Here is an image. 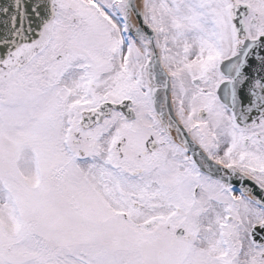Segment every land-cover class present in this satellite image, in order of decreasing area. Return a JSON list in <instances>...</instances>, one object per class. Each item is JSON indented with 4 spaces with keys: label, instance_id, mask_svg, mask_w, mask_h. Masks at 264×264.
<instances>
[{
    "label": "snow or ice",
    "instance_id": "1",
    "mask_svg": "<svg viewBox=\"0 0 264 264\" xmlns=\"http://www.w3.org/2000/svg\"><path fill=\"white\" fill-rule=\"evenodd\" d=\"M0 264H264V0H0Z\"/></svg>",
    "mask_w": 264,
    "mask_h": 264
}]
</instances>
